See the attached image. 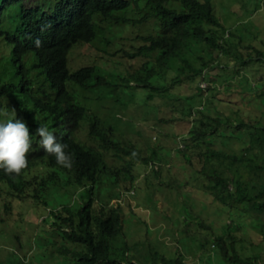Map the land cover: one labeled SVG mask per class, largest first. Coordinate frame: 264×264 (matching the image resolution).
Returning a JSON list of instances; mask_svg holds the SVG:
<instances>
[{"label": "trees", "instance_id": "16d2710c", "mask_svg": "<svg viewBox=\"0 0 264 264\" xmlns=\"http://www.w3.org/2000/svg\"><path fill=\"white\" fill-rule=\"evenodd\" d=\"M214 9L212 0H37L31 5L24 0H0V122L20 118L30 133L38 125H47L67 144L65 151L73 158L71 168L56 164L40 146V138L31 135L27 166L18 175L0 169V182L9 194L41 204H46L49 188L71 185L80 189L77 203L60 202L43 219L62 239L54 254L67 255L71 264H123L127 257L120 205L97 202L93 195L100 180L118 184L120 173L129 177L126 188L130 190L136 178L132 160L140 159L139 150L131 152L132 143L115 140L110 134L112 126L97 115L90 118L86 139L75 138L86 113L76 98L77 88L88 91L110 85L113 76L121 81L116 86L142 88L145 104L158 112L175 85L208 79L215 70L218 81L212 88L218 90L226 83L223 87L228 95L217 100L227 113L210 115V96L202 100L200 109L187 108L186 115L194 112L196 117L187 135L179 138L182 145L176 150L191 168L184 179L226 207L255 214L264 231V123L233 108L234 100L243 101L251 93L255 105L264 106V36L240 45V27L235 32ZM142 25L153 31L136 35L134 39L140 42L131 43L130 49L119 47V42L116 51H111L110 43L123 38L122 27ZM80 44L92 45L105 55L125 56L129 63L140 59V65L113 76L99 63L73 70L69 55ZM177 59L183 63L180 74L169 84L155 85L153 79ZM158 97L160 103L154 102ZM216 139L219 147L213 146ZM151 152L152 156H142L141 161L150 162L157 177L162 165L153 164L154 148ZM107 153L118 159L126 154L133 157L114 168L106 162ZM37 167L42 171L31 178L30 172ZM209 242L220 264H263L255 256L242 258L230 233ZM153 262L179 264L180 260L154 256Z\"/></svg>", "mask_w": 264, "mask_h": 264}, {"label": "rangeland", "instance_id": "374dc122", "mask_svg": "<svg viewBox=\"0 0 264 264\" xmlns=\"http://www.w3.org/2000/svg\"><path fill=\"white\" fill-rule=\"evenodd\" d=\"M33 1L26 0L25 4ZM212 2L217 17H225L227 25H231L235 32L237 27H240L237 31L243 36L240 45L255 43L256 37L263 38L264 0ZM119 31L123 37L122 41L119 38L117 42L112 41L109 45L111 51H116L119 42V47L130 49L131 43L140 42L134 39L136 35L153 30L147 25H142L122 27ZM188 59L191 61L193 57ZM94 63H99L113 76L127 68L139 67L140 59L130 60L129 63L125 56L105 55L89 44H80L71 50L69 66L73 70ZM182 65L181 59L170 62L169 66L153 79V83L169 84L171 78L180 74ZM229 65L234 68L233 62ZM113 78L109 80L110 85H99L93 90L83 91L77 88L76 98L85 107L86 113L75 132V138L78 141L79 137L86 139L90 118L97 115L106 119L104 122L112 126L110 134L115 140L132 143L134 147L129 149L131 152L134 149L139 150L140 159L135 158L137 160L130 159L132 154H126L127 156H122L121 159L112 157L111 153L105 156L108 166L114 168L121 167L128 159L132 160V173L136 178L130 190L126 188L130 187L129 177L120 173L118 184L100 180L93 195L97 202L121 207L122 238L129 246L123 264H126V261L133 264H154V256L178 258L179 264H220L209 241L225 233L235 237L236 248L242 258L255 256L264 264V231L256 215L226 207L198 189L194 182L186 184L184 177L191 172V168L185 158L176 151L182 145L179 138L187 135L192 120L196 117L194 112L186 115L189 106L200 109L202 100L210 96L212 102L207 108L208 113L214 116L226 112L222 108L223 104L217 100L220 95H228L223 87L226 83L220 84L218 90L212 88L218 81V76L213 70L208 79L199 77L193 84L185 82L175 85L157 112L156 108L145 104L146 92L142 88L116 86V83L121 81L118 76L116 81ZM208 80H211L212 84ZM188 96L190 98L185 99ZM253 96L254 93H251L247 94L243 101L234 100L233 108H240L245 116L260 118L264 123V106L258 108ZM160 100L158 97L154 102L160 103ZM218 141L219 139H216L213 146L219 147ZM153 148L157 156H153V164L156 162L162 165V174L157 177L153 174L150 162L144 164L141 161V158L147 155L152 156ZM39 171L42 169L34 168L29 176L33 178ZM49 189L44 198L47 200L46 204H41L30 197L19 198L9 194L6 184L0 182V264H71L67 255L54 254L57 246L62 244V239L49 222L47 224L43 219L47 217L50 209H55L57 205L60 207L62 202L70 205L77 203L80 189L71 185L66 189ZM122 238L118 237L117 243H120Z\"/></svg>", "mask_w": 264, "mask_h": 264}, {"label": "clouds", "instance_id": "9594fccd", "mask_svg": "<svg viewBox=\"0 0 264 264\" xmlns=\"http://www.w3.org/2000/svg\"><path fill=\"white\" fill-rule=\"evenodd\" d=\"M37 0L27 5L35 4ZM26 0H24L25 4ZM26 5V4H25ZM37 46L40 40H35ZM31 135H37L43 150L51 154L56 164L71 168L73 158L66 152L67 144L62 143L54 131L47 125H38L34 133H30L27 123L20 118L8 119L0 122V169L5 174H20L27 166L26 153L31 148Z\"/></svg>", "mask_w": 264, "mask_h": 264}]
</instances>
